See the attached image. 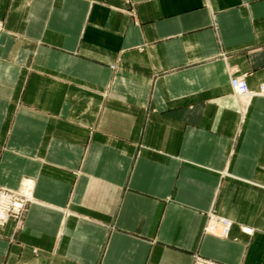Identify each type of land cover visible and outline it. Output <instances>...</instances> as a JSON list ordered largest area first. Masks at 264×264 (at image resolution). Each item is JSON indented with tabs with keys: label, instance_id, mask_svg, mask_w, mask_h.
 <instances>
[{
	"label": "crops",
	"instance_id": "obj_1",
	"mask_svg": "<svg viewBox=\"0 0 264 264\" xmlns=\"http://www.w3.org/2000/svg\"><path fill=\"white\" fill-rule=\"evenodd\" d=\"M0 22V185H30L0 264H264V96L229 84L264 82V0H0Z\"/></svg>",
	"mask_w": 264,
	"mask_h": 264
},
{
	"label": "built area",
	"instance_id": "obj_2",
	"mask_svg": "<svg viewBox=\"0 0 264 264\" xmlns=\"http://www.w3.org/2000/svg\"><path fill=\"white\" fill-rule=\"evenodd\" d=\"M229 84L235 95L241 97L245 102H248L254 96H264V82L260 83L257 89L251 90L247 86L243 75L231 74L229 77ZM28 198L30 199V193L27 192L24 187H20L16 190L0 186V227L11 217L20 219L23 215L26 200ZM231 225L232 221L228 217L218 215L213 211L206 214V230L214 229L218 235L227 237ZM242 230L247 233L252 232V229L249 227H242ZM191 264L222 263L195 252L192 256Z\"/></svg>",
	"mask_w": 264,
	"mask_h": 264
},
{
	"label": "rangeland",
	"instance_id": "obj_3",
	"mask_svg": "<svg viewBox=\"0 0 264 264\" xmlns=\"http://www.w3.org/2000/svg\"><path fill=\"white\" fill-rule=\"evenodd\" d=\"M3 28V26H2V23L0 22V30ZM258 96H263V95H258ZM253 98V97H252ZM243 100V99H242ZM245 101V100H244ZM0 186H2V185H0ZM20 186L21 185H19L17 188H15L16 190H18L19 188H20ZM3 187H5V186H3ZM6 188H8V187H6ZM30 201V199L28 198L27 200H26V204H27V202H29ZM26 204H25V207H26ZM24 210H25V208H24ZM23 216V215H22ZM22 216L20 217V219H14V218H9V219H12V220H14L15 221V223L17 224V225H19V223H20V221H21V219H22ZM9 219H7L6 221H8ZM5 224V223H4ZM3 224V225H4ZM2 225V226H3Z\"/></svg>",
	"mask_w": 264,
	"mask_h": 264
},
{
	"label": "bare ground",
	"instance_id": "obj_4",
	"mask_svg": "<svg viewBox=\"0 0 264 264\" xmlns=\"http://www.w3.org/2000/svg\"><path fill=\"white\" fill-rule=\"evenodd\" d=\"M28 189H30V185H29V183L26 185V191L28 192V191H30V190H28Z\"/></svg>",
	"mask_w": 264,
	"mask_h": 264
}]
</instances>
